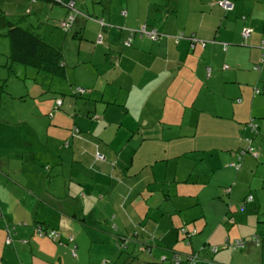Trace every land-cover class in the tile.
<instances>
[{
	"label": "crops",
	"instance_id": "crops-1",
	"mask_svg": "<svg viewBox=\"0 0 264 264\" xmlns=\"http://www.w3.org/2000/svg\"><path fill=\"white\" fill-rule=\"evenodd\" d=\"M16 1L23 0H2L1 6L4 10L6 2ZM27 1L36 7L37 2ZM133 1H91L99 6L97 13L100 15L93 16L107 24L115 23L114 11L119 13L134 7L132 14L137 16L130 18L128 11L129 19L121 21V26L137 29L141 26L139 17H145V26L150 31L156 30L159 38L152 41L135 37L132 46L127 48L123 45L126 31L117 37H113V33L107 36V43L113 48L110 53L118 55L117 65L108 63V55L98 58V62L105 63L100 73L102 87L97 89L94 84H88L93 88L89 101L81 106L80 115L69 118L68 122L69 131L73 126L80 128L84 139L69 137L70 147L58 153L52 148L45 153L38 146L48 145L49 136L46 141L42 133L30 134L27 138L19 136V131L0 126V264H173L170 260L161 261L162 257L170 259L173 252L198 256V261L191 264H235L234 258L231 259L235 252L222 249L224 244L231 245L233 239L245 240L256 235L263 240L259 247L263 249L264 258V67L260 72L253 70L260 59V45L264 40V0H148L147 7L141 5L144 0H136L137 6L132 5ZM222 1L232 2L234 11L226 12L219 4ZM27 6L19 7L17 13H23ZM84 7L88 8L86 3ZM92 25L95 33L98 25L90 20H77L74 27L81 31L82 39H92L94 33L88 35ZM245 27L251 29V36L244 43L242 31ZM179 32L199 42L192 45V41L183 34L179 36ZM200 41L206 45L201 46ZM224 43L229 45L227 51L223 49ZM74 66L77 68L78 64ZM225 66L230 69L225 70ZM208 68L211 69L209 79ZM125 75L129 78L126 82L122 80ZM29 83L24 84L25 91L17 96H26L39 108L42 104L34 99L42 96L45 88ZM70 83L78 84L75 80ZM255 89L261 93L255 95ZM95 92H101V100L95 98ZM107 94L111 97L106 102ZM113 94H116L114 98ZM99 101L107 104L104 115L98 108ZM111 107H119L131 115L124 120L114 118L112 115H119V112L114 110L108 114ZM20 113L8 112L10 116H0V120L22 121L23 124L24 119L18 118ZM90 115L98 119L92 122L88 118ZM62 117H56L58 122L63 121ZM253 118L260 126L254 146L261 157L256 160L250 156L253 165L249 164V156L244 157L239 170L235 171L232 166L237 160L233 155L246 147L248 131L245 126ZM42 123L41 130L49 126V132L52 122L44 119ZM100 148L108 155L118 154L111 173L109 164L95 159V152H101ZM210 152H218L221 161L230 167V175L236 178L230 187L223 182L219 185L229 190L225 194L230 200L227 207L222 195L214 194L215 204L222 207L220 215L198 201L202 188L195 194L198 198L183 196L194 193L185 192L188 186H183L184 182L178 179V174L182 177L189 166H199ZM131 156L132 162L126 164ZM13 159H17V164L12 163ZM54 163L55 167H66L72 182L73 172H78L85 186L87 181L101 186L103 199L114 208L116 215L109 217L104 213L101 221L93 226L76 225L75 221L88 216L86 208H81L80 213H71L73 206L77 208V197L89 207L91 204L80 196H85L81 191L74 190L79 194L75 195V201L69 197L70 193L49 185L55 181L53 178L46 177L42 181L46 169L51 171ZM243 169H248L252 177L250 182H238L237 173H242ZM154 184L158 189L174 188L176 194L170 195L169 200L159 197L160 205L152 213L155 205L142 195L150 193L149 197L153 198L155 192L151 191V185ZM130 187L133 189L129 192ZM27 188L33 193H27ZM140 188L142 193L134 196L135 190ZM249 196L252 201L245 202ZM17 198L29 206L25 208L29 212L26 220L16 213V208L23 206L21 201L13 202ZM195 198L198 203L188 208L176 205ZM241 200L245 202L244 208L232 211V205ZM192 208H198L202 214L193 216L192 224L198 232L182 244L187 238L179 233V228L191 225V221L182 217L181 212ZM91 211L97 210L92 208ZM67 216H72V221ZM228 216L230 222L226 220ZM170 217L172 223L165 224ZM19 222L27 225H19ZM38 224L42 226L37 228ZM87 227L90 230L85 231ZM40 229L55 230L57 241L41 235ZM9 230L11 245L6 244ZM128 234H136L133 239L136 241L131 240V245L123 252L116 242L120 236ZM249 244L248 254L254 245ZM212 246H217L219 251H211ZM73 247L77 248V258L72 255Z\"/></svg>",
	"mask_w": 264,
	"mask_h": 264
},
{
	"label": "rangeland",
	"instance_id": "rangeland-1",
	"mask_svg": "<svg viewBox=\"0 0 264 264\" xmlns=\"http://www.w3.org/2000/svg\"><path fill=\"white\" fill-rule=\"evenodd\" d=\"M78 1V8L81 9L83 11V15L88 16V13H90L91 15H97L99 16L100 14L97 13L99 10V6H96L95 4H92V0H77ZM128 0H123L124 3H127ZM221 1V0H220ZM187 2V0H186ZM219 2V1H218ZM218 2H216V4L218 5ZM7 3V8H5L3 10L2 8V0H0V9H2L3 11H5L9 16H15V18L12 19H19V17H23L24 19H29L28 21H31V23L34 26H37V22H36V15H40L42 14V22L44 24H42V28H41V35L44 36L46 35V39L48 41L54 42L56 44H58L59 46H63L65 49V53H66V62L68 65V71H69V81H77V85L80 86L81 88H89L92 92L93 88L92 86H89L88 84H94L96 86V88H100L102 87V79L100 76V73L102 72V70L105 68V63L102 62H98V58L100 56H109V60L108 63L113 62L114 65H117V58L118 55L113 53H110V50L113 49L112 46H110L107 43V36L110 33H113V37H117L119 35H121L122 33H125L126 31V38L123 42V45L127 48H130L129 46H127V40L129 37V34L131 31L135 32V37H141V38H146L148 40H150L146 34L142 33V28L146 27V23L147 20L145 17H139V21L141 22V26L137 29H131V28H125L123 26H121V21H127L129 18L127 17V12L129 11L130 14V18L136 17V14H132L134 7H132V9L126 11V9L123 10V12H117L114 11L113 12V21L115 23L113 24H107L104 22L103 20V26L101 23L102 19L99 20H90L93 21L95 23H97L98 25V30L94 33L93 31V25L91 26V28H88L89 34L91 35L94 33L93 38L92 39H81L78 40L76 38H73L72 34H65L64 32H62V30L58 27V23L59 21H62L63 18H65L66 15V10L61 8L59 5H51L50 4H44L42 2H37L36 7L34 8V4H28L29 2L27 0H23V1H19V2H6ZM84 3L87 4V7H84ZM83 4V5H82ZM23 5H28L27 9L24 10L23 13L19 12L17 13L16 10H18L19 7L23 6ZM133 6H137L138 5V1L134 0L133 1ZM141 5L142 6H148V0H144L141 1ZM38 8H43L41 11L38 10ZM50 8H54L53 11H51ZM20 9V8H19ZM31 12H35L33 15H29V13ZM144 13V12H143ZM82 18V17H81ZM82 20H85V18ZM81 20V21H82ZM28 23L30 22H25V23H21V25L23 27H26L28 25ZM146 25V26H145ZM138 27V26H137ZM147 29V27H146ZM147 31H150L147 29ZM181 34H183V36L185 35L183 32H179V36H181ZM178 36V37H179ZM186 36V35H185ZM186 39H189V37H185ZM135 37L132 38V41H134ZM10 43L9 40L5 37H1L0 36V116L1 117H5V116H10L8 114H16L17 112H21L18 116V118L20 119H24L23 124L20 122H7V121H2L0 120V126H6L8 127L11 131H19L18 135L19 136H25V137H29V135H33L35 136V134H41L44 137V140H47V137L49 136V144L48 145H42V146H38L39 149L43 150L45 153H48L52 148H54L57 153L64 149V148H68V144H69V137H73V128L69 131V118L73 117L70 113H71V106L74 105V100L71 98H69L68 100H71L70 103H68L67 108H66V113H58L62 116H64L63 121L60 120V122L62 121V124H56L58 126V128L54 127L53 125L50 126V131L48 132L47 127H45L43 130H41L42 127V122L44 119L48 120L49 122H52L53 118H50V113H57L58 110H56L55 107V103L56 101L54 99H52L51 97H49L47 100H44L43 97H45L44 95L37 97L36 99H34V102L42 104L41 107L36 108V106H34L33 100L29 99V100H20V99H16L18 98V96H12V95H18V93H22V91H25V86L23 83L24 77H25V73H27L26 69H24V67L22 68V66L19 65H15L12 67V69H14L13 71L9 70V67L7 66V63L9 62L7 59V56L9 55L10 52ZM105 48V50L103 49ZM74 64H78L77 68H73ZM31 72V69H28ZM220 70H223V66ZM17 73V75H16ZM28 74V73H27ZM30 75V73L28 74ZM128 75H125L124 78H122V80L124 82H126L128 80ZM27 84H30L29 82ZM33 85V84H32ZM31 87V85H30ZM119 88V87H116ZM116 90V89H115ZM118 91V90H117ZM256 91V89H255ZM93 93V92H92ZM25 95V94H23ZM113 94V98L115 97ZM94 96L96 99L101 100V92H95ZM15 97V98H14ZM111 97V94H107L105 96L106 98V102L109 101ZM119 101H122V98H120ZM100 103H98V108L101 110L102 115H104V109L106 108L107 104L105 103H101V101H99ZM233 102V101H231ZM23 104H25V106L23 107ZM236 104V103H235ZM237 106V105H236ZM119 108V107H118ZM116 107H111L108 111L109 112H113L114 110H117L119 112V115H112L114 118L117 119H126L127 117H129V115L131 114H126V111H121V109H118ZM58 114L56 115V117L58 116ZM39 115V116H38ZM39 117L38 121L35 122L36 117ZM55 117V118H56ZM137 121V120H136ZM140 121V119H139ZM245 121V120H243ZM34 122V123H33ZM58 122V119H55L54 122L55 123ZM108 123V122H107ZM30 132V133H28ZM48 132V134H47ZM65 150V149H64ZM100 154H102L105 157V160H98L97 157L95 156V159L100 162V163H105L109 164L110 166V170L109 173H111L112 169L114 170L116 163L114 162L115 160V156L117 153H114L112 155H108L107 152H105L103 149H101ZM105 154V155H104ZM107 156V158H106ZM219 153L218 152H210L208 158L205 161H201L199 166H189L188 170L183 172L182 177L181 174H178L180 176H178V179L183 183V186H188L186 189H184L185 192H190V193H194V194H190V195H183V196H191V197H196L195 194L198 192V188H202L201 193H200V197L198 198V201L201 202L202 204H204L206 207L210 208V209H215V213H218V215L221 214L222 212V207L219 206V204H215V200L213 199L214 194L219 193V197H221L222 195V199L224 200V206L227 207V204H229L230 200L228 196H225V194H227V189L223 190V188H220L219 185H221L223 183H226L229 185V187L232 184V180L234 181L236 178L233 177L232 175H230V171L228 170V167L225 163V161H221V157H219ZM233 158H236L235 161L237 160V156L236 154L233 155ZM249 159H251V157L249 156ZM254 159V158H253ZM258 160V159H256ZM234 161V162H235ZM17 159H13L12 163L17 164ZM251 165L254 164L253 160L251 159L249 161ZM56 163V162H55ZM55 163L52 165V170H47V172L44 173L43 177H42V181L44 182L46 180V177H48V179H54L55 181L50 182V186H52V188L57 187V188H61L63 189L64 193H70L69 197L72 200L76 201L75 195H79L77 194V192H74V190H78L81 191L85 196L83 197L82 194H80V196L82 198H87L86 202L91 204V207H89L87 204H84L81 200V198L77 197V208L75 209V206H73V211L71 212L72 214L74 212H78L80 213V209H85L86 208V213H88V216L86 217V219L88 220V222L86 221L85 217H81L78 221H75L76 225L80 226L81 224H86L88 226H93L94 224H98L99 221H101V215L106 213L109 217H111V215H116V213L114 212V208L113 207H109L107 201L105 199H103L102 196V187L99 185H96L95 183H92L90 181L86 182V185H84V178L81 174H79L78 172H73V179L74 181H71L70 178V174L67 171L66 167H55ZM203 163V164H202ZM202 164V165H201ZM233 165V164H232ZM231 165V166H232ZM240 165L241 164H237ZM51 166V165H49ZM226 167V168H225ZM233 167V166H232ZM48 168V167H47ZM230 168V167H229ZM235 169V171H238L237 168L233 167ZM262 169V167H260ZM248 170V169H247ZM247 170L243 169L242 173L237 175L239 177L238 182L239 183H246V182H250L251 181V175L249 174V171L247 172ZM119 170L117 169L116 173H118ZM112 177V175H111ZM209 177V178H207ZM77 182L82 183L81 184H76ZM124 184H126L125 182H123ZM62 184V186H60ZM106 184V183H105ZM108 185V184H106ZM164 186V185H163ZM182 186V185H181ZM71 187V189L69 188ZM151 187L153 188L151 191L155 192V195L153 196V198H150L149 194H147L146 192L142 195V197L146 200H148L151 204L155 205V209L152 210V213L156 212L157 206L160 205L158 198L163 196L169 200L170 195L175 196L176 191L174 188L168 189V188H164V189H158L157 186L151 185ZM133 189V188H132ZM131 187L129 188V192L132 191ZM108 190L105 191V193ZM125 192L127 190H124ZM142 189L140 188L139 190H135V194H139L142 193L141 192ZM27 193H33V191L29 188L26 189ZM254 195L255 192H253ZM105 195V194H104ZM168 195V196H167ZM252 197V196H251ZM251 197H247V199L245 201H250ZM264 198V196H262ZM190 199L192 201L190 202H185V203H176L177 207H183V208H188L191 205H193L194 203H198L197 199ZM104 200V201H103ZM17 201H21L18 198L16 200H14L13 202H17ZM141 201V200H140ZM23 206H18L16 208V213L20 214L22 216L23 219H27L29 217V212L27 209H25L26 207H29L24 201H21ZM214 202V204H213ZM167 203V202H166ZM245 202H243L242 200L240 202H237L235 204L232 205L233 210L232 211H236L239 210V207L241 208V206H244ZM203 206V205H202ZM11 207H14V204H11ZM57 207L59 208L60 206L57 205ZM128 208H132L130 205L127 206ZM57 208V209H58ZM92 208H96L97 211H91ZM200 208V207H198ZM198 208H192V209H188V210H183L181 212V216L184 217L185 219L191 221V225H182V227L179 228V233L182 234L184 236V238H187L185 240H182L181 243L185 244V242H189L188 241V234L187 232L189 231L191 233V235L194 232H198V230L196 229L195 225L192 224L193 223V216H197L200 217L201 211ZM57 212V211H56ZM59 216H63L61 212H57ZM16 215H15V219H16ZM70 217L69 219L72 221V216H67V218ZM85 219V220H84ZM171 220H173L171 217L170 219L166 220L165 224H170L172 223ZM74 223V224H75ZM27 225L26 223H20L19 225ZM101 226H103V223H99ZM30 226L34 227V225L31 223ZM42 225L38 224L36 225L37 228L41 227ZM191 226V227H190ZM226 226V225H225ZM35 227V228H36ZM190 228V229H189ZM229 228H231V226H229ZM228 228V229H229ZM13 229V228H12ZM90 230V227L85 228V231ZM133 234H128L125 235V237H129V238H133ZM258 236V235H256ZM252 238V237H251ZM248 238L247 240L251 239ZM97 239V238H96ZM228 239V238H227ZM233 239V238H231ZM229 239V240H231ZM98 240V239H97ZM240 239H233L231 240L233 243H235L236 241H238ZM136 241V240H133ZM235 241V242H234ZM114 243V242H113ZM232 243V244H233ZM228 244V243H226ZM226 244H224V247L226 246ZM110 245V244H109ZM131 245V241L128 242H124L122 237L119 238V240L116 242V246L119 250H121L123 248V251H127V247H129ZM180 245V244H179ZM250 244L248 243L245 248L240 250H234L233 247H229L230 251L235 252L234 257V263L235 264H262V261L264 260V258H262L263 255V249L259 246H255V245H251L250 248V253L248 254L249 250H248V246ZM108 246V245H107ZM123 246V247H122ZM217 246H212V248H216ZM247 248V249H246ZM73 249L72 248V255H73ZM223 249V247H222ZM187 248L185 246L184 251H186ZM227 250V249H225ZM245 250V251H243ZM212 251V249H211ZM243 251V253H242ZM179 254H181V262L182 264H188V259L192 256L191 254H186L184 252V254L177 252ZM204 253V252H203ZM173 256V254H172ZM171 256V257H172ZM198 257V256H197ZM166 257H162L161 261L165 262L166 261ZM199 259V257H198ZM200 259H203L202 256ZM172 262V261H171ZM160 263V262H159Z\"/></svg>",
	"mask_w": 264,
	"mask_h": 264
},
{
	"label": "trees",
	"instance_id": "trees-1",
	"mask_svg": "<svg viewBox=\"0 0 264 264\" xmlns=\"http://www.w3.org/2000/svg\"><path fill=\"white\" fill-rule=\"evenodd\" d=\"M31 1H34V2L44 1V2H48V4H50L51 7L52 5L53 6L59 5L61 8L65 9L66 10L65 18H63L62 21H59L58 27L65 34L71 33L73 38H76L78 40L82 39V35H81V31H76L77 29L74 27L77 20L81 21L82 18L83 19L85 18V20H92V19L99 20L100 19V18H97L91 15L90 13H88V16L83 15V11L78 8L77 0H31ZM71 3H74L73 7L71 6ZM34 13L32 14L29 13V15H33ZM35 15H36L37 26H34L31 23V21H28L29 19H24L23 17H19V19L14 20L12 18H15V16H9L5 11L0 9V36L7 38L10 43V46H9L10 52H9V55L7 56V59L9 61L7 65H9L8 66L9 70L14 72V69H12V67L15 65H21L26 69V71H28V74L30 73V75L27 74L28 75L27 77L25 75L24 80H23L24 84L31 82L35 84L36 86L41 87L42 89L45 88L43 92V95L45 96L43 97L44 100H47L49 97L54 99L56 101L55 103L56 110H58L57 113H50V118L54 119L58 113L68 114L66 113V108L68 106L67 104L70 103L72 99L74 100V105L71 106L70 108L71 109L70 114L72 116H79L81 113V106L86 104V102H88L90 99L91 90L87 88H81L80 86L76 84L70 83L69 75H67L69 67L66 62L67 60H66V53H65L64 47L59 46L58 44L54 42L48 41L45 38L46 35L44 36H42L43 34L41 35L40 30L42 28V24H44L42 22V14L40 15L35 14ZM71 17L73 18L72 21H70ZM25 22H30V23H28L26 27H23L21 23H25ZM101 22H103V20H101ZM66 24H68L69 26L65 27ZM246 28L249 29L248 27H245L243 28V31ZM130 34L131 36L128 37V40L129 38H131L130 44L129 45L126 44L129 47H131L133 44L132 38L135 37V32L131 31ZM189 40L192 41V45L195 44L196 41L199 42V40L194 39V38H190ZM200 42L202 43L201 46L206 45V42L204 41H200ZM245 42L246 41L244 39V43ZM263 42L260 45V50H261L260 59L253 66V70L256 72L262 71L264 67ZM228 48H229V45L224 43L223 44L224 51H227ZM75 67L76 66H73V68ZM28 69H31V72ZM224 69L229 70L230 67L225 66ZM207 77L208 79L211 77L210 68L207 69ZM257 90L258 89H256V91ZM256 91H255L256 93L255 95H259L261 93L260 90H258L259 91L258 93ZM12 96H17V95H12ZM69 98H71V100H68ZM16 99L27 100L26 96L18 97ZM78 105L80 106L78 107ZM63 118L64 116L62 117V119ZM88 118L92 122L95 119H98V117L94 115H90L88 116ZM53 119H52V122H54ZM256 121L257 119L253 118L246 123L245 130L248 131V136H246L245 138L246 147L236 152L237 161H236V164L233 165V167L235 168H237L238 166L237 164L243 163L244 157L246 156H252L254 159H258V160L261 157L259 151L256 149V146H254V139L256 138V136L260 135V126ZM56 124H60V121L52 123L53 126H56ZM81 131L82 130L80 128H77L74 126L73 137H76L79 140L84 139ZM68 147H70V144H68ZM135 149L136 147L135 145H133L132 151H134ZM99 153L100 152L96 151L95 156H97V154ZM240 157H241V160H239ZM132 159L133 157L131 156V158L127 159L125 163L130 164L132 162ZM104 160H105V157H104ZM250 201H252V197ZM241 208H244V206H241ZM226 220L230 222L231 218L229 217V219H226ZM40 231L43 233L44 236L51 237L52 240L57 241L58 237H56L57 232L55 230L40 229ZM52 233H55V235L51 236ZM133 235H136V234H133ZM188 236H191V233L189 231H188ZM120 237H122L124 242L131 241L135 238L134 236L133 238H129L125 236L124 237L120 236ZM238 241H243L244 247H236V248L233 247L235 251L245 248V246L248 243H253L256 246H261V243L263 240L260 236H254L249 240L240 239ZM149 247H147V249H149ZM229 247H231V245H229L228 243V245H226L225 247L223 246V249H228ZM211 249L213 250L215 248H211ZM73 251L76 254L75 258H77L78 257L77 248L74 247ZM121 251H123V248L121 249ZM217 251H219V248H217ZM175 255H177L181 259V254L177 252H173V256ZM173 256L170 257V259H166V261L167 260L172 261ZM190 258H192V262L198 261V257L195 254L192 255Z\"/></svg>",
	"mask_w": 264,
	"mask_h": 264
},
{
	"label": "built area",
	"instance_id": "built-area-1",
	"mask_svg": "<svg viewBox=\"0 0 264 264\" xmlns=\"http://www.w3.org/2000/svg\"><path fill=\"white\" fill-rule=\"evenodd\" d=\"M219 4H220V6H222L224 8V10L226 12H231V11L234 10V4L229 2V1H222ZM71 6L73 7L74 3H71ZM72 19L73 18L71 17L70 21H72ZM101 23H102V25L104 24L103 22H101ZM68 26H69L68 24L65 25V27H68ZM142 33L146 34L149 39L154 40V41L159 38V35H158L156 30L147 31L146 27L142 28ZM242 35H243V38L245 40H247L251 36V30L246 28L243 31ZM129 36H131V34H129ZM130 41H131V38H129V40L127 42V45L130 44ZM263 45H264V42H263ZM256 92L258 93L259 91L257 90ZM97 159L98 160H104V156L101 155V154H97ZM239 160H241V157L239 158ZM239 166L240 165L237 166V169L239 168ZM0 217H1V214H0ZM8 233H9V236L7 238L6 244L7 245H11L12 242H13L12 241V236H11V231L9 230ZM195 233L196 232H194L192 235H194ZM41 235H43L42 232H41ZM53 235H55V233L51 234V236H53ZM231 247H234V248H236V247H244L243 241H236L235 243L231 244ZM215 251H217V249H215ZM73 256L74 257L76 256L74 251H73ZM172 261H173L174 264H182L181 259L177 255L173 256ZM191 262H192V258H189L188 259V264H191Z\"/></svg>",
	"mask_w": 264,
	"mask_h": 264
},
{
	"label": "clouds",
	"instance_id": "clouds-1",
	"mask_svg": "<svg viewBox=\"0 0 264 264\" xmlns=\"http://www.w3.org/2000/svg\"><path fill=\"white\" fill-rule=\"evenodd\" d=\"M231 3H232V2H231ZM99 154H100V153H99ZM96 157H97V156H96ZM0 214H1V217H2V213H1V212H0ZM1 217H0V218H1ZM196 233H197V232H196ZM196 233H195V234H196ZM187 234H188V232H187ZM195 234H194V235H195ZM227 245H228V244H227ZM215 249H217V248H215ZM215 249H213V252H215V253L218 252V251H215Z\"/></svg>",
	"mask_w": 264,
	"mask_h": 264
}]
</instances>
